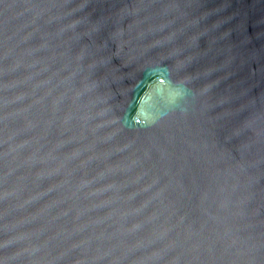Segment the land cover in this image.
<instances>
[{"label":"water","instance_id":"water-1","mask_svg":"<svg viewBox=\"0 0 264 264\" xmlns=\"http://www.w3.org/2000/svg\"><path fill=\"white\" fill-rule=\"evenodd\" d=\"M0 264H264V0H0Z\"/></svg>","mask_w":264,"mask_h":264}]
</instances>
